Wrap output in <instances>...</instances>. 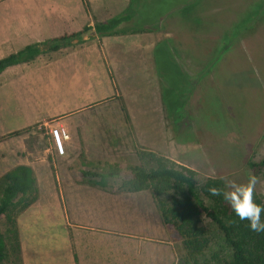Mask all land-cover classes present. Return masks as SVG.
Instances as JSON below:
<instances>
[{"label":"crops","instance_id":"obj_1","mask_svg":"<svg viewBox=\"0 0 264 264\" xmlns=\"http://www.w3.org/2000/svg\"><path fill=\"white\" fill-rule=\"evenodd\" d=\"M106 2L0 0V59L28 45L95 27L129 7L111 14ZM94 37L97 39L92 40ZM85 39L83 44L75 41L71 47L10 67L0 75V139L7 137L0 144L2 152L6 142L11 151L8 158L0 156V176L24 165L31 168L36 182L35 203L17 219L23 262L163 264V239L166 242L169 235L153 193L129 192L122 189L118 178L108 179L107 187L102 188L85 181L81 171L96 168L104 172L114 164L137 166L127 159L137 158L140 152L171 158L176 143L168 133L164 104L153 105V113L144 112L143 92L149 82L143 72L149 66L135 49L142 46L140 39H117L116 45L109 42L110 37H103L104 47L94 34ZM113 44L120 48L110 50ZM110 74L115 80L106 77ZM45 75H53L57 84L46 83ZM64 78V86L67 82L69 86L62 90L59 82ZM78 79H83L85 89L79 88ZM158 82L161 88V79ZM101 87L97 98L81 102L89 94L95 95L93 88ZM129 87L133 93L127 94ZM114 91L115 97L108 94ZM83 94L87 97L80 100ZM112 101L117 103L112 105ZM44 103L48 109L43 113ZM7 104L10 108L16 104L26 122L23 128L8 127L1 114ZM52 119L69 136L63 154L50 134L25 132L33 126H46ZM15 132L21 134L9 136ZM124 221L126 228L120 225ZM51 231L50 236L56 238L44 245L40 239Z\"/></svg>","mask_w":264,"mask_h":264},{"label":"rangeland","instance_id":"obj_2","mask_svg":"<svg viewBox=\"0 0 264 264\" xmlns=\"http://www.w3.org/2000/svg\"><path fill=\"white\" fill-rule=\"evenodd\" d=\"M106 1L111 14L125 11L131 2ZM138 3H141L138 8L142 22L148 18L145 15L154 20L167 16L160 17L152 27L146 26L151 32L119 34L110 37L109 42L117 45V39L122 38L142 41V46L135 49L145 56L149 66L143 72L149 82L143 92L144 112L153 113V105L164 104L168 133L176 143L168 159L195 170L198 185L212 178L247 184L249 177L254 176V194L264 201V167L257 175L248 166L249 162L264 160V0H137L135 4ZM98 38L104 47L106 41ZM161 44L169 47L174 57H167L163 47H158ZM109 48L120 47L113 44ZM156 49L158 57L155 58ZM176 62L188 77L187 86L185 79L182 82ZM52 76L43 78L46 83L50 80L57 84ZM106 77L115 80L114 75ZM82 81L78 79L77 85L85 89L87 86H82ZM64 82L65 78L59 82L62 90L69 86L68 82L64 86ZM93 89L97 91L95 95L89 94L91 97L87 100L83 98L87 94H83L82 103L97 98L103 90L102 87ZM126 91L133 93L130 87ZM108 94L115 97L117 91ZM186 95L189 99L182 117L176 113L182 96ZM44 105L43 113L48 109ZM1 114L12 130L26 124L16 104L12 108L7 104ZM56 127L59 123L52 119L46 126H33L25 132H42L48 136ZM4 145L7 149L2 152L0 144V156L9 157V143ZM127 160L146 169L154 167L139 157ZM3 223L0 221V230L5 229ZM120 225L126 228L127 222ZM53 233L40 241L44 245L53 243L51 239L56 238L50 236ZM166 240L163 239V264H179L186 255L184 247L170 238Z\"/></svg>","mask_w":264,"mask_h":264},{"label":"trees","instance_id":"obj_3","mask_svg":"<svg viewBox=\"0 0 264 264\" xmlns=\"http://www.w3.org/2000/svg\"><path fill=\"white\" fill-rule=\"evenodd\" d=\"M135 3L137 0H131L124 13L97 23L95 27L86 26L76 33L28 45L0 59V75L10 67L32 63L43 54L71 47L75 41L83 44L85 38H91L93 34L103 38L151 32L146 26L152 27L160 17L167 16L165 14L154 20L144 14L148 18L142 22L138 8L141 3ZM160 46L167 57H174L169 47ZM176 63L182 82L185 79L184 85L187 86L188 77L181 65ZM188 99V95L182 96L177 115L181 113L183 117ZM20 134L15 132L9 136ZM138 157L142 162L154 164V167L146 169L114 164L104 172L96 168L83 170L81 176L102 188L107 187L108 179L118 178L122 189L129 192L151 191L169 238L181 243L186 252L179 264H264V232L252 231L249 221L240 220L222 195L211 194L212 188L225 189V180L212 178L198 185L197 172L189 167L155 153L140 152ZM248 166L258 175L264 167V160L249 162ZM35 183L31 168L24 165L13 168L0 180V221L5 225V229L0 230V264H24L17 219L35 203ZM254 199L257 204L264 205V201L255 194ZM261 220L264 221V213Z\"/></svg>","mask_w":264,"mask_h":264},{"label":"clouds","instance_id":"obj_4","mask_svg":"<svg viewBox=\"0 0 264 264\" xmlns=\"http://www.w3.org/2000/svg\"><path fill=\"white\" fill-rule=\"evenodd\" d=\"M256 178L249 177L247 184H239L235 180H226L225 189H210L211 194L223 196L231 206L233 212L240 220L249 221L250 229L254 232H264V221L261 220L264 213V205L257 204L254 199Z\"/></svg>","mask_w":264,"mask_h":264},{"label":"built area","instance_id":"obj_5","mask_svg":"<svg viewBox=\"0 0 264 264\" xmlns=\"http://www.w3.org/2000/svg\"><path fill=\"white\" fill-rule=\"evenodd\" d=\"M51 136H52V139L54 141V145H55L57 151L59 153L63 154L65 141L69 137L67 131L62 126L52 128L51 129Z\"/></svg>","mask_w":264,"mask_h":264}]
</instances>
